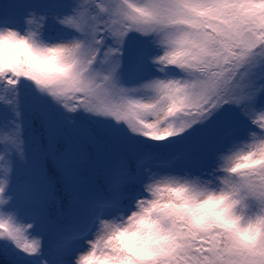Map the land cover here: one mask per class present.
I'll return each mask as SVG.
<instances>
[{"label": "snow or ice", "instance_id": "6c2138e0", "mask_svg": "<svg viewBox=\"0 0 264 264\" xmlns=\"http://www.w3.org/2000/svg\"><path fill=\"white\" fill-rule=\"evenodd\" d=\"M0 264H264V0H0Z\"/></svg>", "mask_w": 264, "mask_h": 264}]
</instances>
